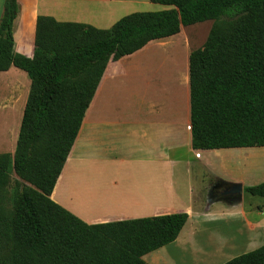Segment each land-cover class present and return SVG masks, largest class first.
Listing matches in <instances>:
<instances>
[{
	"label": "trees",
	"instance_id": "16d2710c",
	"mask_svg": "<svg viewBox=\"0 0 264 264\" xmlns=\"http://www.w3.org/2000/svg\"><path fill=\"white\" fill-rule=\"evenodd\" d=\"M150 2L170 8L109 29L38 16L27 58L13 50L17 0H5L0 73L14 67L30 86L14 152L0 154V264H147L178 238L186 213L88 225L50 196L108 62L181 27L214 22L189 56L192 149L264 148V0ZM244 194L264 200V182ZM224 264H264V245Z\"/></svg>",
	"mask_w": 264,
	"mask_h": 264
},
{
	"label": "crops",
	"instance_id": "0c3cea01",
	"mask_svg": "<svg viewBox=\"0 0 264 264\" xmlns=\"http://www.w3.org/2000/svg\"><path fill=\"white\" fill-rule=\"evenodd\" d=\"M4 2L0 0V19ZM17 4L13 50L27 58L33 56L38 16L109 29L122 18L120 13L170 8L150 0H17ZM185 28L108 62L50 196L88 225L186 213L178 238L144 256L147 264H173L169 248L191 245L203 233L221 240L244 239L241 244L249 252L264 245V200L244 194V188L264 182V148L192 149L189 56L194 50ZM173 42L182 43L185 54L173 59L174 72H160L154 58L161 45ZM12 69L16 68L5 73L13 72L27 84L24 72ZM233 186L241 187L240 196L223 194ZM80 205L86 214L98 216L77 211L76 207L82 211Z\"/></svg>",
	"mask_w": 264,
	"mask_h": 264
},
{
	"label": "rangeland",
	"instance_id": "374dc122",
	"mask_svg": "<svg viewBox=\"0 0 264 264\" xmlns=\"http://www.w3.org/2000/svg\"><path fill=\"white\" fill-rule=\"evenodd\" d=\"M135 10L146 12L144 8ZM124 14L120 13L119 16H126ZM89 22L85 21L83 23L89 24ZM94 25L95 27L99 26L97 24H93L92 26ZM213 25V21H205L188 26L184 29V35L188 40L187 42L190 50L200 49L203 46ZM181 45L182 43L173 42L171 44H163L159 47L158 55L154 59H157L158 70L160 72H174L177 69V66L173 63V59L177 56L184 55L186 51V49L180 48ZM144 61L149 66L152 65L153 62L151 59L148 60V58H145ZM11 71H17V69H12ZM23 74L27 84L23 78L13 72L9 74L5 72L0 73V154H13L15 149L22 112L30 84L25 73ZM16 180V176L13 173L10 174L11 186ZM121 180L126 181V177L121 176ZM140 180H142L141 177ZM10 191L11 190H8V192ZM216 196H218V194ZM248 197L250 196L248 195ZM254 199L261 200V198L258 197ZM74 201L77 200L74 199ZM80 206L82 211H80L79 207H76L77 211L89 217L98 216V214L95 213L86 214L85 207L82 205ZM243 240L244 239H233L230 237L221 240L213 235V233H203L202 236L196 237L195 242L191 245L181 248H169L170 258H172L173 264H224L235 257L249 252L247 248L241 244Z\"/></svg>",
	"mask_w": 264,
	"mask_h": 264
},
{
	"label": "water",
	"instance_id": "95a60500",
	"mask_svg": "<svg viewBox=\"0 0 264 264\" xmlns=\"http://www.w3.org/2000/svg\"><path fill=\"white\" fill-rule=\"evenodd\" d=\"M224 195H229V196H240L241 195V187L239 186H233L230 187L229 189L225 190L223 192Z\"/></svg>",
	"mask_w": 264,
	"mask_h": 264
},
{
	"label": "built area",
	"instance_id": "2783aa9c",
	"mask_svg": "<svg viewBox=\"0 0 264 264\" xmlns=\"http://www.w3.org/2000/svg\"><path fill=\"white\" fill-rule=\"evenodd\" d=\"M196 157L198 158L199 157V154H197Z\"/></svg>",
	"mask_w": 264,
	"mask_h": 264
},
{
	"label": "bare ground",
	"instance_id": "6f19581e",
	"mask_svg": "<svg viewBox=\"0 0 264 264\" xmlns=\"http://www.w3.org/2000/svg\"><path fill=\"white\" fill-rule=\"evenodd\" d=\"M198 260V259H197Z\"/></svg>",
	"mask_w": 264,
	"mask_h": 264
}]
</instances>
